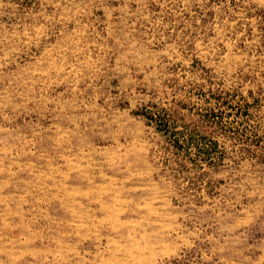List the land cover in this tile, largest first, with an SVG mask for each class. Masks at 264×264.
<instances>
[{
    "label": "rangeland",
    "instance_id": "obj_1",
    "mask_svg": "<svg viewBox=\"0 0 264 264\" xmlns=\"http://www.w3.org/2000/svg\"><path fill=\"white\" fill-rule=\"evenodd\" d=\"M0 264H264V0H0Z\"/></svg>",
    "mask_w": 264,
    "mask_h": 264
}]
</instances>
